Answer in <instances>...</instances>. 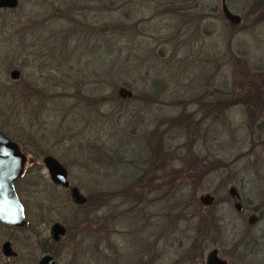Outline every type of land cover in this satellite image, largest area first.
Returning <instances> with one entry per match:
<instances>
[{"label": "rangeland", "instance_id": "374dc122", "mask_svg": "<svg viewBox=\"0 0 264 264\" xmlns=\"http://www.w3.org/2000/svg\"><path fill=\"white\" fill-rule=\"evenodd\" d=\"M225 2L242 17L231 2ZM167 3L18 0L15 9L0 10V129L21 144L28 158L18 186L27 229L39 223V252L52 222L66 227L64 236L50 245L58 264L141 262V251L129 240L133 232L124 216L109 217L128 206L119 191L126 180L133 179L131 162L147 159L149 132L155 125L166 127L168 119L182 109L174 101L183 99L185 111H194L197 106L186 102L193 95L204 93L206 99L208 93L228 89L236 92L235 102L217 117L202 121L193 145L195 153L226 166L205 173L195 187V201L204 192L214 195L217 202L210 211L219 225L208 229L201 258L192 264H204L211 248L228 264L264 263V79L263 86L257 79L246 86L242 81L246 71L239 64L232 66L230 60L260 64L264 71V23L246 27L242 18L228 27L220 0H196L192 8L186 2L188 9L183 12L195 14L193 23H188L189 17L187 21L177 18ZM19 53L24 55L22 64L14 62ZM10 68L19 72L16 82L9 78ZM156 82H165L164 95L148 100L144 94L156 93L151 88ZM119 87L130 90L131 97L119 98ZM246 91L256 99L249 101ZM45 155L66 168L70 185L81 193L117 191L114 199L101 201L97 211L102 216L101 229L81 224V212L68 190L49 181L41 160ZM229 187L236 189L242 213L233 208L232 199L227 200ZM182 190L178 197L188 202L190 191ZM159 194L146 195L145 216L158 207L166 208V203L170 209L166 200L148 204ZM252 211L258 218L249 225L246 219ZM168 221L169 217L164 218L166 225ZM156 224L158 220L150 219L148 231ZM187 225L191 223L181 220L178 226L184 246L193 238L190 226L184 233ZM237 241L241 249L234 252ZM242 252L256 253L242 258ZM174 253L167 245L163 258L168 264Z\"/></svg>", "mask_w": 264, "mask_h": 264}, {"label": "trees", "instance_id": "16d2710c", "mask_svg": "<svg viewBox=\"0 0 264 264\" xmlns=\"http://www.w3.org/2000/svg\"><path fill=\"white\" fill-rule=\"evenodd\" d=\"M159 1L162 3L168 2L166 5L167 9H172L171 12L177 18L185 19L187 21L188 18L186 17H189L188 23H193L194 20L192 21V19L195 14L190 13L189 11L183 12V10L188 9L186 7L187 3H190L188 6L191 8L192 6L196 7V5L193 4L196 0ZM225 1H227L229 5L231 2V5L235 9H238L242 14V17H240L241 19L243 18V25L245 24L246 27L264 23V0ZM235 2L237 3V6H234ZM226 23L228 24V27H234L237 25V23H229L228 21H226ZM184 31L186 32L187 30ZM230 60L232 66H238L239 64L243 67V70L246 71V73H243L242 75V81L245 85L246 82L251 83L255 79H257V81L259 80L261 85L263 84L261 80L264 79V71L263 69H260V64L254 66L248 64L245 60L244 63L241 62L240 59L232 58ZM153 87L155 88L156 93L152 91V94H144L148 100H151L150 98L155 96L164 95L163 91L166 88V84L165 82H156L151 86L152 89H154ZM263 90L264 88H262L261 91ZM245 94L250 97L247 99L251 102L253 98L256 99L255 96L250 95L249 91H246ZM261 94L262 92H260V95ZM204 96V93H198L193 95L191 101H186L190 105L197 106L194 111H185L184 107L186 103L183 99L174 101L179 104L182 109L174 117L168 119V125L166 127L162 128L160 125H155V127L149 132L148 136H152V141L148 144L149 154L147 159L131 162L133 163L132 168L139 170L136 173L133 172V170L132 172L130 171V176L131 178L133 177V179L126 180L125 185L119 191V193H121V198L123 199L122 203H126L128 206L123 209L124 212L121 214L109 215L113 220L120 219L121 216H124L127 226L130 227V230L132 229L131 233L133 232L129 240L132 245L135 246L137 251H142V249L146 247L142 242L143 234L140 233V231L145 230L147 232L148 229L145 225L140 224L143 222L142 218H146V211L142 213L140 211L141 207L140 210L136 211V208L138 207L137 199H141L140 196L143 192L149 193L159 191V196L150 199L148 204H152V202L159 200H162V202L166 200L170 202V209L167 208L168 205L166 203V208H162V206L158 207L152 215L149 212H147V215L151 217V221H153V218H155V221L158 220V226L155 232L159 233V228L162 230L164 239V243L161 246L162 251L166 252V247L168 245L171 246L175 252L173 256L175 258L171 263L169 262L170 264H192L194 261L198 262L202 255V247L205 246L203 245V242L206 241L205 239L206 235H208V229L212 227L216 228V225H219L218 220L213 215L214 213L212 210L210 211L212 206L206 209H200V206L194 200V193L197 182L206 175L205 173H209L210 171L213 172L215 168L224 167L226 164L220 160H211L206 156H200L198 153H195L193 145L196 143L200 134L202 121L207 117H211L212 119L217 117L222 109L225 110L231 102H235L236 92L228 89L216 92L215 94L208 93L206 99ZM197 112L199 113V116H196ZM174 138L175 141L173 143ZM169 159L174 160L172 161ZM171 166L175 168H172ZM167 167L170 168L167 169ZM186 188L190 191L187 196L189 199L188 202L184 201L181 196L178 197L179 194L183 193L182 189ZM174 194H177L178 197H176L175 201H173ZM110 196L111 198L116 197L117 191L115 193L108 191L102 192L101 201L104 199L108 200V197ZM166 217H169L167 225L166 222L164 223V218L166 221ZM181 220L186 221L189 224L191 223V225H187L184 230V233L187 235V227L190 226L189 229L191 230V233L189 236H193V238L188 240L189 246L182 245L178 234V226ZM159 221L161 222L160 227ZM117 225V223L116 226L113 224L114 227H117ZM135 228L138 229L137 236L135 234ZM150 231L151 230L149 229L147 234ZM197 231H199V235L196 233ZM151 233L153 232L151 231ZM198 240L201 243V247L197 245ZM240 245L241 242H235L232 246V250L234 252L240 250ZM158 246L159 244L156 245V250L159 249ZM251 253L255 254L256 252ZM251 253L248 252L246 254L242 252L241 257L245 258ZM166 263L168 264L163 256H161L160 262L157 264Z\"/></svg>", "mask_w": 264, "mask_h": 264}, {"label": "flooded vegetation", "instance_id": "af4514ba", "mask_svg": "<svg viewBox=\"0 0 264 264\" xmlns=\"http://www.w3.org/2000/svg\"><path fill=\"white\" fill-rule=\"evenodd\" d=\"M16 1H17V4H18V0H16ZM16 7H17V5H16ZM16 7H14V8H0V10H13ZM240 21H241V17H240ZM14 62L16 64H19V63L22 64L24 62V55H22V53L21 54L19 53L18 56H15ZM12 70H17V69L10 68L9 69V74H10V72ZM18 76H19V74H18ZM17 78L16 79H11L10 78V79L13 82H16ZM15 89H17V88H15ZM0 130L7 136V134L2 129H0ZM10 141L12 142V144H10V145L14 147V155H16V156L17 155H23L24 156V165H23L22 172L14 180L13 184H14V190L16 192V195H17L18 199L20 200V202L23 205L25 221H24V223L21 226L5 225V224L0 222V264H37L39 262V260L45 255L52 256L54 258L55 263L58 264L56 262V259H55L54 255L51 252L50 245L53 246L54 243L58 242L60 240V238L64 236V234L66 232V227H65L64 224H62L60 222H57V221L52 222L50 224L49 230H48L50 239L49 238H45L46 242H45V240H43L45 242V245L41 246V250L39 252V248H38L39 240H40L39 236L41 235V232H40V230L38 228V224L39 223H35L33 225V227H29L28 228L29 230L27 229L28 225H27V217H26V208H25L24 203H23L22 198H21L22 194L20 193V187L18 186L19 182L21 181V179H22V177L24 175V167H25V164H26V161L28 160V158L26 156V153L22 149L21 144H19L17 142H14L11 139H10ZM45 156H48V155H45ZM45 156H43L41 160H43V158ZM49 156H52V155H49ZM60 165L64 168V170L66 172V179L68 181L67 170L61 163H60ZM132 170H133V172L136 173V172H138L139 169L132 168ZM47 174H48V172H47ZM48 178H49V175H48ZM49 181L55 187H60L61 189L65 190V191L68 190V194H69L70 200L73 202L74 205L77 206V208H79V211L81 212V224H83L86 228H92L93 229V227H95L97 229L99 227L101 229V227H102V216L97 215V211H99L100 208L102 207L101 206V191L96 189V190H94V191H92L90 193L83 194V193H81L79 191V189L76 186H71L69 181H68V185L67 186H62L60 184H56V183L52 182L50 180V178H49ZM71 187H75L78 190L79 194L84 198V201L82 203H75L71 199V197H70V188ZM235 193H236V195L235 194H230L229 188H228L227 189V197H228L227 200L232 199L233 200V204H232L233 208L238 213H242L244 211V208L241 206V204L238 201L239 196H238V194L236 192V189H235ZM147 194L148 193L143 192L141 194V196H140L141 199L140 200L137 199L138 206H139V204H142L141 205V212L142 213H144L143 203L146 202L145 201V197H146ZM203 194H209V195H211L213 197L212 203L210 205H204L203 203H201L198 200V197L200 195H203ZM198 197H197V201L196 202L200 206V209L209 208L215 202H217V201H215L216 199H215L214 195L210 194L208 192L201 193V194L198 195ZM114 198L115 197H113L112 199H114ZM122 201H123V199H122ZM235 202H238L240 204V206L242 208L241 210H237L234 207V203ZM252 214L256 216V219L258 218L257 214L253 213V211L250 212L248 214V216H247V219H246L247 223L249 225H251V224H253L255 222L254 221L251 224L248 222L249 216L252 215ZM150 218L151 217L148 216V215L146 216L145 219L142 218L143 222L145 223L144 225H145V227L147 229H148V226H149ZM54 223H59L65 229L64 234L62 236H60L58 240H54L52 238V234H51V226ZM157 226H158V224L153 225V228H152V232L153 233L155 232ZM159 227H160V224H159ZM158 231H159V233L155 232V234H153V233L149 232L147 234V232L145 230H142V232H143L142 242H143V244H144V246L146 248L142 249V251H141V253L139 255V257L141 256V262L138 263V264H157V263L160 262L161 256H163V254H164V251H162V249H161V246L164 243L163 242L164 239H163L162 230L159 228ZM157 244H159V246H158L159 249L158 250H156V245ZM154 247H155V250H154ZM138 252H140V251H138ZM217 253H218V250H217ZM155 256H156V258H155ZM218 256L221 257L219 254H218ZM116 258H117V256H116ZM115 264H117L116 261H115Z\"/></svg>", "mask_w": 264, "mask_h": 264}, {"label": "water", "instance_id": "95a60500", "mask_svg": "<svg viewBox=\"0 0 264 264\" xmlns=\"http://www.w3.org/2000/svg\"><path fill=\"white\" fill-rule=\"evenodd\" d=\"M17 5L16 0H0V8H14ZM220 11L223 18L229 23H239L240 16L233 14L226 6L225 0H220ZM19 72L12 70L9 74L11 79H16ZM119 98L131 97V91L125 87L117 89ZM10 139L0 130V222L5 225L21 226L24 221L23 205L18 199L14 190V180L20 175L24 165L23 155H14V147L11 146ZM49 178L52 182L67 186L66 172L60 163L52 156H45L42 160ZM230 194H235V188L229 187ZM70 197L75 203H82L84 198L79 194L75 187L70 188ZM198 200L204 205H210L213 197L209 194H203ZM237 210H241L238 202L234 203ZM256 216L250 215L248 222L251 224L255 221ZM64 227L59 223L51 226V234L54 240H58L64 234ZM37 264H56L54 258L50 255L43 256ZM204 264H227V261L218 256L217 249L211 248L205 256Z\"/></svg>", "mask_w": 264, "mask_h": 264}]
</instances>
